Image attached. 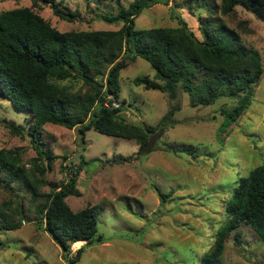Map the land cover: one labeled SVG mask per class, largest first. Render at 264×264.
I'll use <instances>...</instances> for the list:
<instances>
[{"label": "rangeland", "instance_id": "obj_1", "mask_svg": "<svg viewBox=\"0 0 264 264\" xmlns=\"http://www.w3.org/2000/svg\"><path fill=\"white\" fill-rule=\"evenodd\" d=\"M133 0H121L127 6ZM143 8L135 18V28L176 27L184 20L195 37L202 39L199 15H206L194 0H168ZM222 0H215L217 5ZM65 11L77 17L66 21L55 16L48 5H34L33 0H0V11L30 7L59 31L116 30L121 22L99 17L115 13L114 0H62ZM178 17V18H177ZM235 29L240 44L257 49L263 73L254 89L251 104L221 133L224 122L221 107L232 106L234 100L220 99L208 106H191L186 92L179 90L175 100L156 89H145L133 82L137 76L153 79L149 63L137 57L119 74V104L125 120L139 125H154L178 103L173 124L153 140L148 151L138 154L132 139L101 134L89 129L84 141L77 129L46 123L41 128V148L56 158L45 171V180L59 186L82 160L76 178L79 196L68 195L67 205L74 211L86 205L99 209L97 234L103 242L85 246L75 264H202L214 235L227 220L226 202L236 181L264 159V19L243 5L231 15H213ZM77 85H80L79 83ZM28 126L30 115L19 111L0 97V149L20 147L26 168L37 156L25 133L11 132L5 122ZM30 123V124H29ZM167 145L190 144L198 147L192 159ZM42 156L40 163L47 164ZM125 158V159H123ZM1 177H5L1 174ZM153 186L169 197L163 202ZM49 186H39L46 192ZM23 202L25 216L14 229H0V264H66L61 248L41 222L33 219L37 199L31 203L30 193L19 181L0 183V216L15 214V201ZM74 243L72 255L79 246ZM223 264H264V242L248 224L232 230L224 243Z\"/></svg>", "mask_w": 264, "mask_h": 264}, {"label": "trees", "instance_id": "obj_2", "mask_svg": "<svg viewBox=\"0 0 264 264\" xmlns=\"http://www.w3.org/2000/svg\"><path fill=\"white\" fill-rule=\"evenodd\" d=\"M194 1L206 14L198 17L201 40L178 17L176 27L135 28V18L141 10L159 3L158 0H133L127 6L114 0L116 12L99 17L121 22L116 30L59 31L30 7L0 11V97L28 113L31 123L5 124L11 132L25 133L37 153L31 160V169L25 167L20 147L1 148L0 183L19 181L30 193L31 203L41 199L33 206V219L43 224L61 248L66 264H75L85 246L103 242L96 229L100 212L96 205L89 204L74 211L65 201L68 195H80L75 184L84 160L70 168V176L59 186L46 182L45 171L57 156L41 148L44 124L77 129L83 141L89 129L132 139L138 145V154L154 148L152 139H158L173 124L179 104H172L156 124L144 126L126 121L120 104L112 105L120 96V71L137 57L146 60L154 70L153 79L133 78L135 84L145 89L159 90L171 100L181 90L188 94L191 106H208L224 98L234 100L231 107L220 109L224 122L218 127L219 138L251 104L263 73L261 55L257 49L240 44L238 32L213 15H231L237 5H243L264 19V0H222L220 5L215 0ZM162 3L167 4L168 0ZM33 4L48 5L55 16L66 21L77 17L76 12L64 10L62 0H33ZM164 145L185 152L192 159L198 156L195 145ZM43 155L46 165L39 161ZM45 185L49 190L39 191V186ZM153 187L161 201L169 197L158 186ZM14 203L18 219L12 218L14 213L3 212L0 229L21 225L24 204ZM226 211L227 220L214 235L211 247L202 254V264H223L225 240L242 224L250 225L264 242V159L237 179ZM82 242L85 244L72 255V245Z\"/></svg>", "mask_w": 264, "mask_h": 264}, {"label": "built area", "instance_id": "obj_3", "mask_svg": "<svg viewBox=\"0 0 264 264\" xmlns=\"http://www.w3.org/2000/svg\"><path fill=\"white\" fill-rule=\"evenodd\" d=\"M112 105H113L114 107H117V106L119 105V103L116 102V101H113Z\"/></svg>", "mask_w": 264, "mask_h": 264}]
</instances>
